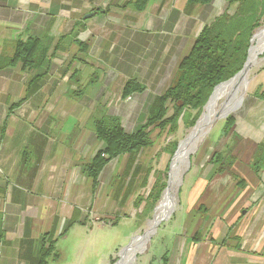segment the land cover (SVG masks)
Instances as JSON below:
<instances>
[{
    "label": "crops",
    "instance_id": "0c3cea01",
    "mask_svg": "<svg viewBox=\"0 0 264 264\" xmlns=\"http://www.w3.org/2000/svg\"><path fill=\"white\" fill-rule=\"evenodd\" d=\"M135 1L0 0V264H39L76 216L110 220L129 185L144 183L149 149L112 159L94 182L87 167L106 147L94 117L104 106L139 130L218 15L205 22L212 3L149 0L138 10ZM129 81L143 89L125 95ZM250 88L229 133L237 143L224 198L234 205L211 207L206 181L197 183L150 264H264V161L259 171L252 163L264 156V68Z\"/></svg>",
    "mask_w": 264,
    "mask_h": 264
},
{
    "label": "rangeland",
    "instance_id": "374dc122",
    "mask_svg": "<svg viewBox=\"0 0 264 264\" xmlns=\"http://www.w3.org/2000/svg\"><path fill=\"white\" fill-rule=\"evenodd\" d=\"M227 8L228 3L225 0H213L212 4L204 10L205 22L209 23L215 15L223 13ZM262 28H264V23L256 30L255 36ZM263 68L264 44L256 51L246 84L237 86L236 96L231 101L227 99L230 95L228 93H224L217 99L214 97L210 105L203 110V117L200 116L193 127H189L181 121L175 133L162 135L156 144L144 153L141 163L145 164V170L150 169V175H148L145 185L138 183L129 185L126 196L118 201V204L120 203L117 210L118 216L112 214V219H110L112 223H109V219H104L102 222L94 220L93 216L89 215L85 224L82 223V218L78 219L76 216V220L65 233L58 236L57 240L51 241L53 248L46 255V264H118L122 260L125 250L137 239L135 251L125 264H150V260L158 255L166 245V236L170 228H174L176 224L180 223V215L185 212L188 199L194 197L192 200H196L198 198L195 191L198 187L197 183L203 185L206 181L205 184H207L209 192L212 193L209 195L211 207L229 208L232 204L234 205V199L224 198L232 186L234 178L231 174H225L228 172V168L225 173L223 172L225 175L215 173L216 168L213 166L212 158L214 153L222 151L225 145L232 149L230 145L237 143L235 137L232 141L230 140L229 130L224 128L225 120L229 115L234 116L238 112L236 110L228 114L238 103L241 102L240 106H243L241 98L247 99L250 93L248 89H251L252 83ZM247 86L248 88H246ZM226 90L228 92L229 88ZM228 110L229 112L226 113ZM224 113L228 115L222 117L226 115ZM174 141H177L178 144L174 152L171 153L168 149L171 148L170 145ZM180 143L181 147L177 154ZM187 155L190 158V166H188ZM138 172L139 170L136 173L138 174ZM159 174L165 177L167 186L153 208L144 214L142 212L147 206V198ZM173 175L179 177V181L183 175V179L178 186V191L175 190L171 204L164 205L166 192L170 187L168 182L170 176L172 180ZM118 179L119 177L114 179L112 186L117 184L116 180ZM133 180L137 181L138 179L134 178ZM119 186L120 184L117 185L115 191L120 188ZM108 191L111 192L110 188ZM130 191L134 193L132 197ZM200 198L202 202L207 200L203 194L200 195ZM141 199V204L137 206V202ZM157 222L159 225L155 229ZM149 235L150 240L148 239Z\"/></svg>",
    "mask_w": 264,
    "mask_h": 264
},
{
    "label": "trees",
    "instance_id": "16d2710c",
    "mask_svg": "<svg viewBox=\"0 0 264 264\" xmlns=\"http://www.w3.org/2000/svg\"><path fill=\"white\" fill-rule=\"evenodd\" d=\"M148 1L136 0L134 4L138 10H142ZM212 1L188 0V3L209 5ZM225 1L228 3V8L204 26L190 53L181 61L173 82L167 91L156 99L154 111L139 130L128 133L119 117L108 114L104 106L98 109V114L94 117V129L97 137L106 144V147L96 154L87 167L95 183L112 159L127 153L150 149L162 135L175 133L181 121L193 127L215 87L242 70L249 55L252 37L264 23V0ZM28 49L26 44L20 43L17 56L22 57L25 64L33 60V57L26 52ZM133 83L129 81L126 84L125 95L129 94L132 88L143 89L142 86L132 87ZM234 124L235 117L231 114L226 118L224 128L231 133ZM234 137L236 138L235 134ZM177 144V141H174L168 150L174 152ZM224 147L222 151L213 155L215 173L225 172L226 168L229 169L235 161L232 155L233 148L230 149L228 145ZM263 161L264 156L260 149L252 162L255 170L261 169ZM148 173L144 185L150 175V169ZM164 179L161 174L156 178L147 198V206L142 213L147 214L160 199L167 186ZM141 201L142 199L137 202V206ZM50 250L51 248H47L46 252L44 251L39 264H46V255Z\"/></svg>",
    "mask_w": 264,
    "mask_h": 264
},
{
    "label": "bare ground",
    "instance_id": "6f19581e",
    "mask_svg": "<svg viewBox=\"0 0 264 264\" xmlns=\"http://www.w3.org/2000/svg\"><path fill=\"white\" fill-rule=\"evenodd\" d=\"M262 44H264V28L260 29L258 31L257 35L254 37L253 45H252V49H251V54H250V59H249L247 66L245 67V69L237 77H235L232 81H230L229 83H226V84L219 86L217 88L216 92L214 93L213 97L211 98L208 106L210 105V103L212 102L214 97H215V99H217L220 96L224 95V93H228V95L230 94L227 97V99H229L230 101L236 96V94H235L236 88L240 84H242V85L246 84L247 75H248L249 70L253 64V59L256 56V51L259 47L262 46ZM227 88H229L228 92H226ZM228 112H229V110L226 113H228ZM226 113H224V114H226ZM178 182H179V177H177V176L172 177L170 187L168 188V190L166 192V196H165V199L163 202L164 205H170L171 204L172 198L175 196V190H176V186H177ZM137 243H138V239L128 249L125 250L123 258L118 264H125V262L130 257H132V254L135 251V247H136Z\"/></svg>",
    "mask_w": 264,
    "mask_h": 264
},
{
    "label": "water",
    "instance_id": "95a60500",
    "mask_svg": "<svg viewBox=\"0 0 264 264\" xmlns=\"http://www.w3.org/2000/svg\"><path fill=\"white\" fill-rule=\"evenodd\" d=\"M254 37H255V34L253 35V37H252V40H251V42H252V45H253V40H254ZM252 45H251V47H250V49H249V55H248V58H247V61H246V63H245V65H244V67L242 68V70L240 71V72H238L235 76H233L232 78H230L229 80H227V81H224V82H222V83H220L219 85H217L216 87H215V89H214V91H213V93H212V95L210 96V98H209V100H208V102L206 103V105H205V107H204V110L206 109V107L208 106V104H209V102H210V100H211V98L213 97V95H214V93L216 92V90H217V88L219 87V86H221V85H223V84H226V83H229L230 81H232L235 77H237L244 69H245V67L247 66V64H248V62H249V59H250V54H251V49H252ZM248 82H249V80H248ZM248 87V86H247ZM246 87V88H247ZM243 95H245V93H243ZM243 100V97L241 98V101ZM241 103V102H240ZM240 103H238L228 114H230L232 111H235L237 108H238V106L240 105ZM228 114H226V115H224V116H222V117H226ZM203 115H204V111H203V113H202V115H201V118L203 117ZM199 123V122H198ZM197 123V124H198ZM180 147H181V143H180V146H179V149H178V151H177V154H178V152H179V150H180ZM187 157V161H188V166H190V158H189V156L187 155L186 156ZM183 177V175L180 177V181L178 182V184H177V186H176V190L178 191V186L180 185V182L182 181V178ZM170 183H171V176H170V180H169V182H168V185L170 186ZM160 222V221H159ZM159 222H157L156 223V225H155V229L157 228V226L159 225ZM155 229H154V231H155ZM150 235L148 236V239L150 240Z\"/></svg>",
    "mask_w": 264,
    "mask_h": 264
}]
</instances>
